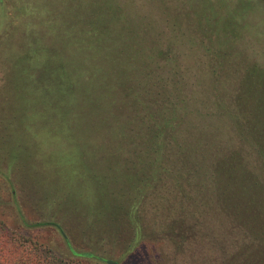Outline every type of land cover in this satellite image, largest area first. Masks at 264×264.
<instances>
[{
  "label": "trees",
  "instance_id": "obj_1",
  "mask_svg": "<svg viewBox=\"0 0 264 264\" xmlns=\"http://www.w3.org/2000/svg\"><path fill=\"white\" fill-rule=\"evenodd\" d=\"M30 14L35 15L37 24L25 36L23 54L11 62L10 88L1 112L0 153L11 166L19 167L24 177L35 181L34 185L44 192L45 205L81 206L91 212L125 208L133 241H137L142 226L137 210L146 198L144 189L153 190V183L159 182L164 173L163 165L179 162L194 174V210L208 209L209 203L214 202L217 211L223 208L230 223L243 231V247L237 253H227L223 264H264V196L253 198L249 194L254 188L264 195V176L258 175H264V78L258 79L264 76V70L246 79V88L251 86L250 91L256 95L250 100L251 105L247 102L253 117L247 120L248 127L243 131V136L249 135L259 151L255 164L260 166V172L236 163L235 154L227 163L219 161L211 149L202 148V139H195L196 134L194 142L199 145L189 147L184 140L175 159L165 144L170 138L176 140L175 124L179 119L181 123L185 121L181 114L195 111L204 117V110L219 106L227 112V107L222 101L199 100L179 65L168 68L165 75V66L156 62L161 53L154 56L138 45V39L142 41L141 15L139 22L129 7L118 0H19L15 15ZM170 75L174 80H168ZM106 131L113 135L118 147L126 148L116 147L118 182L112 180L123 182L124 193L120 197L125 205L117 204V197L109 188L110 175L96 167L109 160L108 156L98 158L100 152L107 151ZM136 148L142 149L140 158H147L146 165L153 167L150 173L146 170L141 175L136 167L120 166ZM39 164L45 170L32 176ZM204 180L211 182L213 195L206 191ZM127 188L131 192H126ZM10 194L14 203V189H10ZM237 202L249 213L248 218L233 210ZM16 218L19 220L18 215ZM43 225L54 226L53 230L71 249L64 230L54 223L28 228ZM152 243L155 242L149 240ZM182 244L183 239L171 243L178 253ZM134 245L127 250L134 249ZM72 253L95 258L73 250ZM0 264L66 261L54 257L48 243L0 218Z\"/></svg>",
  "mask_w": 264,
  "mask_h": 264
},
{
  "label": "rangeland",
  "instance_id": "obj_2",
  "mask_svg": "<svg viewBox=\"0 0 264 264\" xmlns=\"http://www.w3.org/2000/svg\"><path fill=\"white\" fill-rule=\"evenodd\" d=\"M118 1H123L139 22V15L143 18L140 25L143 29L142 41L139 38L138 45L154 56L161 53V56H157L159 59L155 58L160 66H165V75L168 68L179 65V70L187 77L189 88L194 90V95L199 96V100H218L225 102L227 107V112H222L219 106L204 110V117L195 111H182L185 116L181 114L180 118H185V121L181 123L180 119L177 120L176 140L170 138L165 144V149H168L171 155L173 152L174 158L177 159V154L184 145L183 141L186 140L187 146L194 147L199 145L194 142L198 138L202 139V148L207 146L211 149L215 156L219 157V161L227 163L229 157L235 154L236 163L241 162L245 164V169L260 172V166L255 164L259 151L249 135L243 136V131L248 127L247 120L253 117L247 102L250 104V100L256 95V92L250 91L251 86L246 88V79L264 70V2ZM18 2L19 0H0V130L1 112L7 102V88H10L9 71L13 64L11 62L17 55L19 57L23 54L22 45L27 41L25 36L37 24L35 15H15ZM34 41L36 42V38ZM167 78L174 80L173 76ZM263 78L264 76L258 77L260 80ZM186 97L190 98L188 93ZM178 123H181L180 127ZM104 134L109 144L105 147L107 151L100 152L98 158L101 160L102 156H108L109 160L96 164V167L97 170L110 175L109 188L115 193L117 204L122 202L125 205L124 198L120 197L124 193L123 182L117 183L118 178L115 176L118 157L115 156L116 160L114 154L118 145L113 142L110 132L106 131ZM200 136L209 138L203 140ZM140 155L141 148L133 149L132 155H126L128 160L120 166L136 167L141 175H144L146 170L150 173L153 167L146 165L147 158H140ZM163 166L164 173L161 174L159 182L153 183V190L141 186L147 190V195L145 194L146 198L137 210L138 219L141 218L142 223L141 236L137 241H133L134 234L126 218L125 208L121 211L98 209L91 212L81 206H47L42 201L44 192L34 185L35 181L30 176L24 177L21 169L16 165L11 166L1 153L0 218L13 228L48 243L54 250V257L65 260L66 264H100L98 259L116 264H223L227 253H237L240 247H243V231L230 223L223 208L219 209L220 212L217 211L214 202L209 203L208 209L194 210V174L182 168L179 162H167ZM37 167L39 168L32 176H39L40 172L45 170L42 164ZM258 175L264 176L262 172ZM204 182L207 185L206 191L213 195L209 187L211 182ZM10 189H14V203ZM126 192L131 190L127 188ZM259 192L261 190L252 188L250 197H263ZM237 203L233 205V210L248 218L249 213L243 210L242 203ZM238 213L236 214L239 215ZM194 221L199 222L197 227ZM38 223H54L61 227L71 249L64 238L53 230L54 226L28 228ZM180 239H183V244L178 253L171 243ZM149 240L155 243L150 245ZM131 244H135V248L128 251ZM72 250L77 254L95 258L75 255Z\"/></svg>",
  "mask_w": 264,
  "mask_h": 264
},
{
  "label": "water",
  "instance_id": "obj_3",
  "mask_svg": "<svg viewBox=\"0 0 264 264\" xmlns=\"http://www.w3.org/2000/svg\"><path fill=\"white\" fill-rule=\"evenodd\" d=\"M109 264H116V263H114V262H112V261H107Z\"/></svg>",
  "mask_w": 264,
  "mask_h": 264
}]
</instances>
